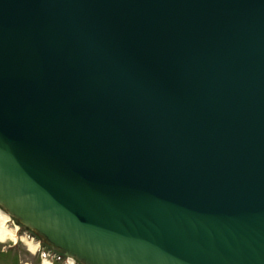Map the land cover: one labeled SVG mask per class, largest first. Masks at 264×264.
Instances as JSON below:
<instances>
[{
  "label": "water",
  "instance_id": "water-1",
  "mask_svg": "<svg viewBox=\"0 0 264 264\" xmlns=\"http://www.w3.org/2000/svg\"><path fill=\"white\" fill-rule=\"evenodd\" d=\"M0 207L80 264H264V0H0Z\"/></svg>",
  "mask_w": 264,
  "mask_h": 264
},
{
  "label": "flooded vegetation",
  "instance_id": "flooded-vegetation-1",
  "mask_svg": "<svg viewBox=\"0 0 264 264\" xmlns=\"http://www.w3.org/2000/svg\"><path fill=\"white\" fill-rule=\"evenodd\" d=\"M0 211L7 216L6 211H4L1 207H0ZM10 223H12V225L15 226V224H17V221L10 219L9 222H8V224H7V228L8 229H9ZM21 228L23 230H25L24 232H26L27 229H25L23 227H20L19 230H22ZM19 230H17V231H19ZM26 236L27 237H26L25 240H27V243L34 245L37 248L36 249L37 251L35 253H31L30 252V249H29L28 251L31 254L25 255L24 258H23V260H21L22 257L20 256V254H18V253L21 252V251L18 250V242H15L13 244V246H11L8 243L9 242V239H7L3 243L0 242V264H36L37 258L40 256V253H41L42 250H46L48 253H54V255H60L59 252L51 249L49 246L43 245L41 243L42 239L38 235H36L34 232H30L28 235L26 234ZM19 240L21 242L25 243V241H23L24 239L23 238H20V236H19ZM26 248H27V246H26ZM11 250H14V253H13V254H15L14 256H10ZM26 257L31 258L32 260L31 261L30 260H25ZM60 257L63 260L66 259L62 255ZM27 261H29L30 263H26ZM74 264H80V263H78L77 261H74Z\"/></svg>",
  "mask_w": 264,
  "mask_h": 264
},
{
  "label": "rangeland",
  "instance_id": "rangeland-1",
  "mask_svg": "<svg viewBox=\"0 0 264 264\" xmlns=\"http://www.w3.org/2000/svg\"><path fill=\"white\" fill-rule=\"evenodd\" d=\"M20 229V227H19V225L18 224H15V226L14 225H12V223H10V225H9V230L14 234V238H12L11 236H9V244L11 245V246H13V244L15 243V242H18V250L19 251H21L20 253H18V254H20V256L22 257L21 258V260H23V258H24V256L25 255H29V254H31L32 252H31V250H30V252L28 251L29 250V243H27V240H25L26 239V234L28 235L30 232H32V231H27L26 230V232H24L25 230H23L22 228V230H19ZM17 230H19V231H17ZM21 231V232H20ZM17 232V233H16ZM19 232V233H18ZM24 232V233H23ZM26 233V234H25ZM19 236H20V238H23L24 240L23 241H25V243H22L20 240H19ZM26 245H27V248H26ZM14 253V250H11V253H10V256H14L15 254H13ZM47 251H41V253H40V256L37 258V262H36V264H46L45 262H47V263H49L50 261L49 260H51V258L50 257H48L47 256ZM33 256V255H32ZM58 258H59V264H61V263H63V261H61V258L58 256ZM25 260H32L31 258H28V257H26L25 258ZM26 263H30L29 261H27ZM33 263V262H32ZM57 264V263H56Z\"/></svg>",
  "mask_w": 264,
  "mask_h": 264
},
{
  "label": "bare ground",
  "instance_id": "bare-ground-1",
  "mask_svg": "<svg viewBox=\"0 0 264 264\" xmlns=\"http://www.w3.org/2000/svg\"><path fill=\"white\" fill-rule=\"evenodd\" d=\"M9 217H7L5 214H3L0 211V242L3 243L5 242L7 239H9V236H11L12 238H14V234L7 228V224L9 222ZM29 245V249L31 250V252H35L36 251V247L32 244H28ZM46 264H51L50 262ZM71 263V262H70Z\"/></svg>",
  "mask_w": 264,
  "mask_h": 264
}]
</instances>
